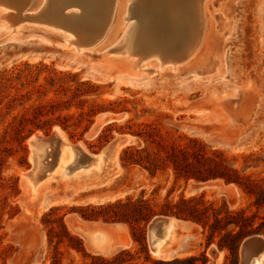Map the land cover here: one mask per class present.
I'll return each mask as SVG.
<instances>
[{"label": "rangeland", "instance_id": "1", "mask_svg": "<svg viewBox=\"0 0 264 264\" xmlns=\"http://www.w3.org/2000/svg\"><path fill=\"white\" fill-rule=\"evenodd\" d=\"M133 1L144 4L134 15ZM148 1L116 0L104 36L83 47L70 43L77 40L70 31L45 21L27 20L31 15L53 19L61 12L54 0H31L25 13L12 11L19 20L13 33L0 19V264L52 263L56 249L48 242L49 224L42 221L52 208H58L56 214L64 216L68 229L78 237L72 221L111 223L83 218L81 207L113 203L128 196L137 199L142 192L145 199L161 201L173 187L171 199L181 194L186 198L203 195L222 216L227 207L256 215V225L264 217V207L257 208L253 197L236 184L216 179L180 180L174 185L171 167L152 176L140 166L124 167L121 162L125 148L144 146L143 139L135 134L148 130L153 132V139L146 138L151 149H156L157 142L169 151L192 147L190 140L195 139L208 155L220 153L228 167L264 185V0H206L203 42L191 59L176 68L163 63L165 59L160 56L136 67L138 57L130 51L126 55L114 52L124 35H133L148 20L153 10ZM83 11L72 6L66 14L83 15ZM153 27L151 38L156 41L160 35ZM49 102L59 105L39 118L52 119L42 130L36 127L39 121L34 118L39 111L35 108ZM92 109L96 114L90 112ZM103 115L109 117L108 122L101 118ZM55 128L71 145H81L90 155L102 153L118 137H125L126 142L116 170L112 167L101 184L88 188L85 181L77 183L83 181L77 178L88 171L75 162L83 155L74 154L71 166L66 164L67 169L51 176L52 181L42 186L38 198L28 201L22 175L35 164L29 138L39 132L50 137ZM150 221L145 226L144 241L138 234L134 237L132 228L123 223L120 234L126 236L128 246L116 254L129 250L134 256L122 255L123 264L131 260L154 264L191 256L198 258L197 264H214L210 250L219 253L216 264L243 263L240 249L237 257L227 248L220 249L219 235L209 244L207 230L185 220L182 222L187 223V229L177 226V240L171 249L186 243L188 253L180 257L171 252L155 255L148 243ZM256 235L264 237L250 236ZM80 238L91 257L116 255H100ZM57 250L61 253L59 264L92 261L64 245ZM147 256L151 261H146Z\"/></svg>", "mask_w": 264, "mask_h": 264}, {"label": "bare ground", "instance_id": "2", "mask_svg": "<svg viewBox=\"0 0 264 264\" xmlns=\"http://www.w3.org/2000/svg\"><path fill=\"white\" fill-rule=\"evenodd\" d=\"M115 1L54 0L55 7L58 10L60 9L61 12L55 13L53 19L40 20L31 17V15L27 20L45 21L48 25L63 28L76 36L77 40L71 39L70 43H76V45H81V47L88 46L91 44L90 42L104 36L115 8ZM169 1L149 0L147 3L149 7L152 6L154 12L150 10V17H147L148 20H146L145 24H140L141 26L136 30V33L124 35L120 42L117 43L114 52L126 55L127 51H130L131 55L138 57V59H135L136 67H138L139 63L143 64L142 67L145 66L148 63L147 60L153 56L163 57L165 59L163 63H172L175 68L179 63L191 59L199 50L205 36L204 6L206 0H173V4H169ZM135 2L133 1L131 4L132 15L144 5L141 2L140 4H137V2L135 4ZM30 3L31 0H0V19L10 32L16 31L17 27L15 26L19 23L18 17L16 18L12 11L19 10L24 12V9ZM72 6L82 8L84 10L83 15H70L71 13L67 15L66 9ZM56 9L53 8L54 11ZM152 26L156 28L158 35H160L156 37V41L151 38ZM163 36H167L166 39ZM28 142L31 147L32 159L35 160L34 167L22 175L26 181L25 191L28 201L38 198L42 186L52 181L50 179L51 176L54 177L62 173V168L67 169V166H71L69 164L73 162L74 154L83 155L82 160L77 161L76 159L75 162L81 163L79 165L85 166L84 169L88 171L81 174L80 178H77V180H83L77 181V183L85 181V185L88 188L89 186L101 184L108 179L107 177L111 170H114L115 166H117L118 158L123 148V144L113 146L110 142L102 153L90 155L81 145H71L59 128H55L50 137H45L40 132L36 133ZM44 147L51 150H46L45 152ZM44 159H47L46 163L43 162ZM66 164L67 166L65 167ZM182 221L172 217L165 221L158 231L155 233L151 231L150 249L152 253L161 256L171 251V245L177 240V226L179 228L187 226V223ZM75 222L85 224L90 229V234L84 237L76 232L73 228ZM71 227L80 237L86 240L89 248H92L93 251L100 255L110 257L128 246L126 236L124 237L120 234L124 230V224L114 225L75 220L72 221ZM241 251L243 255L242 264H254L257 259H259L257 261L258 264H264V246L261 248L243 246ZM210 253L214 257V264H216L217 259H219V253L216 250H210Z\"/></svg>", "mask_w": 264, "mask_h": 264}, {"label": "trees", "instance_id": "3", "mask_svg": "<svg viewBox=\"0 0 264 264\" xmlns=\"http://www.w3.org/2000/svg\"><path fill=\"white\" fill-rule=\"evenodd\" d=\"M82 84L85 85L87 83ZM58 105H53L49 102L40 104L35 108L39 111L34 118L39 121V124L36 125L37 128L44 130L46 125H50L51 118H39L53 112V108ZM90 112L93 115L96 114L94 109L90 110ZM63 127L64 129L67 128L65 125ZM135 135L143 139L144 146L127 147L123 150L121 162L124 167L137 165L152 176L167 167H171L174 175V185L180 180L188 183L190 180L207 182L220 179L227 184L238 185L244 192L253 197V204L257 208L264 207V185L260 184L251 175H241L236 169L228 167L220 158V153L214 152L212 155H208L199 141L191 139L190 144H192V147H175L169 151L160 142H157L158 146L156 149L149 147L147 144L148 139L146 138L153 139L152 131L146 130ZM173 192L174 187L161 201L145 199L142 192L137 199L128 196L113 203L81 207V216L87 220L101 219L106 223L121 222L127 224L132 228L134 237L135 234H138L141 237V241H144L145 226L151 219L155 216H174L178 219L201 225L207 230L209 244L213 241L215 235H219L218 247L220 249H229L234 257L238 256L240 245L246 237L254 234L264 235V217L256 225V215L247 213L245 209L229 211L227 207H225L224 215L222 216L214 208L213 203L204 201L203 195L186 198L181 194L174 200L171 199ZM57 210L58 208H52L42 218L43 223L49 224L47 232L48 242L55 245L56 249L51 264H59L58 255L61 253L57 248L60 245L75 250L83 257L91 258L92 261L90 263L84 264H123L124 261L120 260L122 255H128L133 259L134 256L129 250H123L111 258L91 257L86 252L83 240L70 232L64 221V216L57 215ZM201 257H205L204 253H202ZM146 261H151L148 256ZM197 261L198 258L191 256L173 261H160L159 263L155 261L154 264H197ZM129 264L143 263L131 260Z\"/></svg>", "mask_w": 264, "mask_h": 264}, {"label": "water", "instance_id": "4", "mask_svg": "<svg viewBox=\"0 0 264 264\" xmlns=\"http://www.w3.org/2000/svg\"><path fill=\"white\" fill-rule=\"evenodd\" d=\"M101 118L106 122L109 121V117L107 115H103V116H101ZM52 133H53V131H52ZM33 136H34V134L31 135L29 139L33 138ZM125 142H126V138L121 136V137H118V138L114 139L113 141H111L110 144L113 146H118V145L124 144ZM172 217H174V216H156L150 221V223L148 225V243H149V246L151 245V242H150L151 231L153 233H155L156 231H158L163 226V223L165 221H167L168 219H170ZM174 218H176V217H174ZM176 219H178V218H176ZM110 224L120 225L123 223L113 222ZM73 228L76 232L80 233L84 237H87L90 234V229L85 224H82L81 222H75L73 224ZM243 246H246V247L252 246V247L261 248L262 246H264V238L262 236H259V235L250 236L242 242L241 247H243ZM241 247H240V250H241Z\"/></svg>", "mask_w": 264, "mask_h": 264}, {"label": "crops", "instance_id": "5", "mask_svg": "<svg viewBox=\"0 0 264 264\" xmlns=\"http://www.w3.org/2000/svg\"><path fill=\"white\" fill-rule=\"evenodd\" d=\"M189 251V247L188 244L183 243L180 246H178V244H176L173 249H171V254L174 257H180L181 254L186 255Z\"/></svg>", "mask_w": 264, "mask_h": 264}]
</instances>
